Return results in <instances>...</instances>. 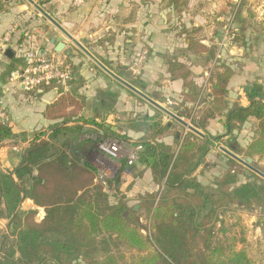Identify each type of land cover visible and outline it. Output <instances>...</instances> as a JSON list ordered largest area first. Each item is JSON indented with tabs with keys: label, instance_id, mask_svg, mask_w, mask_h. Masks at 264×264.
<instances>
[{
	"label": "crops",
	"instance_id": "0c3cea01",
	"mask_svg": "<svg viewBox=\"0 0 264 264\" xmlns=\"http://www.w3.org/2000/svg\"><path fill=\"white\" fill-rule=\"evenodd\" d=\"M34 1L58 21L74 39L79 42L86 41L85 47L113 73L185 121L188 119L186 115L189 114V110L193 111L192 115H201L208 107L203 102L194 104L189 99L186 100L185 96L189 95V91L185 81L172 80L170 77L168 70L172 64H182L192 72L188 81H194L200 88L202 101L211 91L210 74L208 75L205 69L212 70L218 64L233 71L227 88L228 108L224 110L222 116L223 114L227 116L228 112L237 106H248L244 93V88L248 84L257 83L264 87V0H226V7L221 9L217 18L207 16L211 24L208 18L199 21L193 12L195 0H180L179 3L174 0H85L79 6L75 4L77 0ZM133 3L140 5L139 13L128 11L133 7ZM205 28L210 31L209 35L198 39L194 31L197 29L202 31ZM49 31L51 35L47 38ZM8 33L10 40L4 43L5 35ZM27 35L34 37L40 48L55 55L62 62H65L64 57L67 59L70 57L72 49L81 52L26 0H0V45L3 42V48L0 49V96L4 100L10 118L9 127L13 134V139L7 140L6 146L0 149V156L9 155L16 169L25 161L27 163L32 147L48 142L49 135L54 131L82 125L80 122L64 125L61 119L52 120L46 116L47 109L61 95L72 91H76L77 96L84 99L85 106L80 116L85 120L103 123L112 132L125 136L132 148L141 144L150 135L129 127V122L143 116H161L163 125H168V129L151 142L169 147L172 152L178 154L190 133L113 80L96 65L104 76L97 79L96 83L89 84L98 86L93 96L83 94L84 87L81 85L73 88L75 75L83 76L79 68H77L80 71L79 75L73 72V81L69 86L71 91L59 89L54 85H45L28 91L10 84V74L25 66L21 40ZM192 36L206 47L217 48L214 60L209 59L206 54L195 56L188 50V39ZM58 38H63L66 45L62 53H57L56 44L51 42L52 39ZM9 49L14 53L12 58L6 56ZM10 67L12 69L8 71ZM132 69L142 70L140 80L130 76ZM85 89L89 87H85L84 91ZM222 116L216 114L211 118L210 124H206V131H210L213 137H221L213 146L219 145L230 135L228 125L221 127V124H224ZM248 121L257 122L253 118ZM212 124L215 125L214 128H209L208 126ZM223 128L226 129V133H223ZM45 132L47 133L45 136H39ZM94 137L96 139L93 140ZM102 137H104L102 131L94 126L85 125L84 135L77 137L72 152L64 148V136L55 143V148L59 153H65L71 160L76 159L80 166L89 163L95 167L93 157ZM68 139L71 140L70 137L66 140ZM124 160L126 161L125 158L115 161L120 165L118 172ZM205 160L207 162L205 158L203 164ZM203 164L196 169L194 178ZM132 170L135 176H122V185L119 189L104 191L108 195L110 205H124L128 209L127 215L132 211L131 208L149 210L148 202L155 200L152 214L148 216L152 222V215L165 196L166 181L160 186L155 183L150 170L138 166ZM93 184L98 185L97 179L93 180ZM187 192L195 194L194 189ZM149 195H153L155 199L147 198ZM176 197H181V194H177Z\"/></svg>",
	"mask_w": 264,
	"mask_h": 264
},
{
	"label": "trees",
	"instance_id": "16d2710c",
	"mask_svg": "<svg viewBox=\"0 0 264 264\" xmlns=\"http://www.w3.org/2000/svg\"><path fill=\"white\" fill-rule=\"evenodd\" d=\"M25 39L21 40L22 43ZM188 50L198 57L206 54L211 60L215 59L217 53L216 47H206L193 36L188 39ZM168 71L172 80L185 81L189 91L186 100L207 105L204 113L208 119L216 114L222 116L228 108L227 88L233 76L229 67L214 66L209 78L211 91L203 101L200 88L194 81H188L192 72L186 66L175 63L170 65ZM244 93L248 106H237L228 112L227 128L231 132L233 124H245L250 118L255 119L258 122V137L242 152L247 158H263L264 87L257 83L248 84ZM84 106V99L78 97L76 91L61 95L47 109L48 119H61L64 125L75 122L82 125L60 128L49 135L48 142L32 147L27 163L25 161L14 171L18 183L11 175L0 173L2 199L5 200L9 218L22 194L25 200L45 210L41 223L34 221L35 211L21 215L17 213L10 224L14 240L8 251L0 256V264H254L245 251H233L223 241L215 240L216 223H191L195 218L198 220L202 217L218 221V211L230 204L250 207L255 203L264 208V184L254 182L237 186V174H224L217 180L215 190L204 194L205 187L193 175L204 163L209 146L213 147L221 137H209L203 120H197L192 115L193 111L189 110L186 117L191 119L196 129L204 132L205 137L191 134L190 139L195 138L203 144L197 146L194 140L188 138L177 155L171 148L151 142L168 129V125H163L161 116H143L129 122V127L150 136L141 143L143 150L137 162L129 165L127 160L122 161L120 171L108 182L107 189H119L122 176L134 177L132 168L135 166L150 170L155 183L160 186L166 181L165 196L152 215L153 234L145 237L132 212L127 215L128 209L124 205H110L105 188L99 183L93 184L97 173L95 167L89 163L80 166L76 159L71 160L55 148V143L64 136V148L72 152L77 137L84 135L85 125L96 127L106 138L127 142L125 136L112 132L103 123L80 116ZM68 137L70 141L66 140ZM11 139L13 134L10 127L0 124V149ZM237 154L241 152L238 150ZM189 189H194L195 194L188 193ZM177 194H181V197H176ZM147 198L155 199L153 195ZM154 201L148 202V216L152 214ZM176 211H179V218L175 216ZM210 224L211 227H208ZM258 224L264 228V223ZM4 240L9 242L7 238ZM4 249L5 245L2 246ZM126 250L143 255L127 263Z\"/></svg>",
	"mask_w": 264,
	"mask_h": 264
},
{
	"label": "rangeland",
	"instance_id": "374dc122",
	"mask_svg": "<svg viewBox=\"0 0 264 264\" xmlns=\"http://www.w3.org/2000/svg\"><path fill=\"white\" fill-rule=\"evenodd\" d=\"M231 1V0H229ZM226 0H195L193 5V12L197 15L199 18V21H204L209 18H217V14L221 11V9L226 7ZM133 7L129 9L128 11L131 12H140V5L139 4H132ZM231 12V10H230ZM208 18V21L210 19ZM211 24V21H210ZM206 25V24H204ZM203 25V26H204ZM212 31V30H211ZM210 32V31H209ZM208 28H205L204 30L200 31L197 29L194 31V35L199 39L200 37H207L209 35ZM49 34L46 36L49 38L51 35L50 31ZM54 33V32H53ZM63 59V58H61ZM63 61L67 65L71 67L73 72L75 74L83 73L82 77L75 75L74 85L73 88H78L80 85L82 87H89V89L84 88L82 90V93L88 96H93L95 92H97L98 86L96 85H89L92 82L96 83L97 79L101 78L103 75L102 72L99 71V69L95 66L93 62H91L82 52H79L78 50L72 49L70 57L67 59L64 57ZM77 68L80 69V71L77 70ZM77 70V72H76ZM209 75L211 70L209 69L206 71ZM136 71V72H135ZM131 77L137 78L140 80V77H142V70L141 69H132L130 70ZM200 74V73H198ZM87 79V80H86ZM69 91H71L70 88H68ZM5 104V103H4ZM9 117V115H8ZM193 117H195L197 120L201 119L206 124H210V120L208 119L204 114H193ZM224 124H221V127L227 125V116L223 114L222 116ZM163 119V118H162ZM187 122L191 123V119H186ZM10 124V118L9 123ZM192 124V123H191ZM214 124L208 126L209 128H214ZM233 130L230 132L229 138L226 140H222L223 142H220L217 146H209V153L205 157L207 159V162L205 160V164L201 167V169L198 170L196 180L200 181L202 185H204V194L212 190H215L216 188V182L217 180L222 177L224 174H226L229 171H235L237 174V183L236 185L240 186L246 183H254L258 182L260 184H264V179L260 178L258 175L252 174L251 171L243 167L241 164L231 161V159H228V157L220 151V146L224 148H229V146H234L236 150H239L241 154L239 155L240 158L246 159L244 152L249 145L257 138V122H249L245 124V126L240 125V123H235L232 125ZM226 129L223 128V133H226ZM190 133V132H189ZM193 133H190V135ZM207 134L209 137H213L210 131H207ZM195 141V144L197 146L202 145L203 143L199 140L193 138ZM222 143V144H221ZM127 148V147H126ZM125 151V149L123 148ZM10 151V150H8ZM177 152V151H176ZM124 157L125 158V153ZM121 158V159H123ZM253 165L258 168L260 171L264 173V157L259 158L255 157L253 159ZM23 164V163H22ZM107 167H111L113 169V172L111 171L112 175H109L108 180H112L120 167L116 162L115 164H112L110 162L105 163ZM97 173H96V179L99 176L100 170L98 167H96ZM15 166L11 163V158L9 155H2L0 156V173L11 175L12 178L15 180V182L18 183L16 176L14 175ZM263 181V182H262ZM233 185V186H236ZM232 186V187H233ZM0 198L2 199V195H0ZM210 206V205H209ZM0 208L2 209V215L0 220V256L4 254V252H7L9 249V246L11 245V241L14 240L12 237V230H10V224H9V216L6 213V206H5V200L2 199V203L0 204ZM210 208V207H209ZM131 212L135 219H137L138 227L142 235L145 237H151L153 234L152 228H153V221L150 222V218L148 217V214L144 210H133L131 208ZM209 210V209H208ZM207 210V211H208ZM35 211L36 214L34 215V221L36 223H41L45 217V210L43 208L37 207L32 201L25 200L23 201L18 214H23L26 212ZM176 213H179V211H176ZM222 213V214H221ZM219 214L221 216H219ZM203 216V215H202ZM219 220L215 221L214 225V233H215V240L223 241L229 249H232L233 251H245L248 257L251 259V261L254 264H264V228L259 226L258 223H264V208L258 207L255 203H253L250 207H244L242 204H230L228 207L221 209L218 211ZM200 218L196 220L197 223L202 221ZM214 220V219H212ZM191 223H194V220L191 221ZM212 224H210L208 227H211ZM4 238H7L9 242H6ZM243 240V241H242ZM5 249L2 250L3 243H5ZM116 251H113V254H115L117 257H119L116 253ZM125 253V259L127 263L132 262V260L137 259L140 255L136 251H124Z\"/></svg>",
	"mask_w": 264,
	"mask_h": 264
},
{
	"label": "built area",
	"instance_id": "2783aa9c",
	"mask_svg": "<svg viewBox=\"0 0 264 264\" xmlns=\"http://www.w3.org/2000/svg\"><path fill=\"white\" fill-rule=\"evenodd\" d=\"M85 0H77L76 5H81ZM10 33L5 35L4 43L9 42ZM3 48V42L0 49ZM23 56L25 66L14 70L9 76V83L19 86L25 90H35L45 85H54L62 90H67L73 81V71L55 55L40 48L37 40L32 36H27L23 43ZM9 117L4 105V100L0 96V124L8 125ZM127 147V148H126ZM125 149V151L123 150ZM143 150L141 144L132 148L127 142L120 143L114 139L102 137L97 145L93 162L99 168L100 173L97 182L105 189L108 188L109 175L113 169L107 167L105 163L115 164V161L124 157L129 165L137 162L139 153Z\"/></svg>",
	"mask_w": 264,
	"mask_h": 264
},
{
	"label": "water",
	"instance_id": "95a60500",
	"mask_svg": "<svg viewBox=\"0 0 264 264\" xmlns=\"http://www.w3.org/2000/svg\"><path fill=\"white\" fill-rule=\"evenodd\" d=\"M26 1L30 5H32L34 7V9L36 11H38V13H40V15L42 17H44L47 21H49L58 31H60V33H62V35H64V37L69 39L84 55H86L96 66H98L109 77H111L113 80H115L116 82L121 84L123 87H125L126 89H128L129 91H131L132 93H134L135 95L139 96L144 101H146L147 103H149L150 105H152L153 107H155L156 109L161 111L169 119H171V120L177 122L178 124H180L186 130V132L193 133V134H195V135H197V136H199L201 138L205 137V135L203 133H201L198 129H196L191 123L185 121L184 119H182L181 117H179L178 115H176L175 113H173L172 111L167 109L166 107L162 106L161 104L157 103L156 101H154L153 99L148 97L142 91H140L139 89H137L136 87H134L133 85H131L127 81L123 80L122 78H120L115 73H113L109 68H107L102 62H100V60H98L85 47L86 41L79 42L76 39H74L68 33V31L58 21H56L47 11H45L38 3H36L34 0H26ZM51 42L53 44H56L55 51L57 53H62L63 50L66 47V45L63 43V38H58L57 40L56 39H52ZM13 55H14V53H13L12 50H10V49L7 50V52H6V56L7 57L12 58ZM179 134L180 133H178L177 136H179ZM257 137H258V134H257ZM94 139H96V137H94L93 140ZM220 150L225 155H227L229 158L233 159L234 161L238 162L239 164L243 165L244 167H246L247 169H249L250 171H252L256 175H258L260 178L264 179V173L253 165V163H254L253 159H251V158L242 159L239 156H237L235 153H233L232 151H230V150H228V149H226L224 147H220ZM93 164H94V162H93ZM0 195H2L1 187H0ZM23 201H24V195L22 194V198H21L17 208L15 209L14 213L10 217L9 224L12 222V220L17 215V213H18ZM1 203H2V199L0 198V204ZM1 215H2V209L0 208V220H1Z\"/></svg>",
	"mask_w": 264,
	"mask_h": 264
},
{
	"label": "flooded vegetation",
	"instance_id": "af4514ba",
	"mask_svg": "<svg viewBox=\"0 0 264 264\" xmlns=\"http://www.w3.org/2000/svg\"><path fill=\"white\" fill-rule=\"evenodd\" d=\"M228 150H230V151H232L233 153H235L236 155H237V151L235 152V148H233V146L231 145V146H229V148H227ZM227 156V155H226ZM237 156H239V155H237ZM228 157V156H227ZM228 159H231V158H229L228 157ZM231 161H234L233 159H231ZM234 162H236V161H234ZM238 163V162H237ZM243 166V165H242ZM244 167V166H243ZM246 168V167H245ZM247 169V168H246ZM249 170V169H248ZM250 171V170H249ZM252 172V171H251ZM227 173H231V174H236V172L235 171H229V172H227ZM252 174H255V173H253L252 172ZM256 175V174H255ZM239 186V185H238ZM212 189H214V188H212ZM210 190V192L209 193H212L214 190ZM233 205V204H232ZM241 205V204H240ZM222 214V213H221ZM179 215L178 214H176V217H178ZM219 216H221L220 214H219ZM179 218V217H178ZM198 218V217H197ZM196 218L194 219V223H197L196 222ZM199 223H215V221L213 220V221H211V220H209L208 218H206V219H202V221H200Z\"/></svg>",
	"mask_w": 264,
	"mask_h": 264
}]
</instances>
